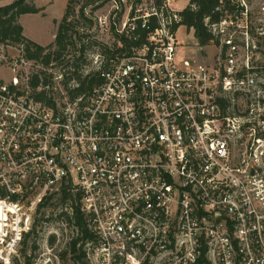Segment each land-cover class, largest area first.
<instances>
[{"label": "built area", "instance_id": "obj_1", "mask_svg": "<svg viewBox=\"0 0 264 264\" xmlns=\"http://www.w3.org/2000/svg\"><path fill=\"white\" fill-rule=\"evenodd\" d=\"M178 1L96 0L95 46L0 54V200L71 190L89 264H264V0H220L207 62Z\"/></svg>", "mask_w": 264, "mask_h": 264}, {"label": "rangeland", "instance_id": "obj_2", "mask_svg": "<svg viewBox=\"0 0 264 264\" xmlns=\"http://www.w3.org/2000/svg\"><path fill=\"white\" fill-rule=\"evenodd\" d=\"M11 1L0 0V5ZM33 1L37 5H45H43V10L39 12L40 14L27 13L20 17L22 24L25 26L24 34L32 39L45 41L46 38H50L48 36H50L49 33L53 25L51 20L48 19V15L51 18L60 16L66 0ZM188 3L189 0H179L176 6L182 9ZM82 4L83 2L76 4V9L78 10ZM85 9L86 15L90 19L92 18V22L80 19V23L76 25L75 29L82 34L86 33V36L88 34L92 37V42L89 45L82 38L79 46L84 44L85 47H93L94 41L105 38L96 26L95 16L97 10H93L92 6H88ZM56 22L57 20L54 21V23ZM178 38L185 43V47H181L183 54L190 53L201 62L210 60L214 48L210 45H200L193 29L188 30L185 25L182 26L179 29ZM100 41L105 43L103 40ZM71 50L74 49L70 48ZM2 52L7 57L6 65L24 57L21 45H0V54ZM26 71L30 74L34 72V65H31L29 70ZM1 75L5 80H10L12 73L4 69ZM53 195L51 199L47 200L45 206L41 208H39L38 202L33 197L7 201L9 203L0 200V264L26 263L28 260L32 261V264H78L71 253H64L71 239L77 235L75 225L69 222L67 220L68 217L64 214L66 211H70L71 201L61 199L59 193ZM14 204H17L18 207H15ZM20 218L23 224L26 223L29 226L28 230L22 232L21 238ZM34 225V232L24 242V233L30 231Z\"/></svg>", "mask_w": 264, "mask_h": 264}, {"label": "trees", "instance_id": "obj_3", "mask_svg": "<svg viewBox=\"0 0 264 264\" xmlns=\"http://www.w3.org/2000/svg\"><path fill=\"white\" fill-rule=\"evenodd\" d=\"M96 0H68L65 12L61 18L58 30L53 42L49 45H42L24 34V26L20 22V17L27 13H38L43 7H39L33 0H12L9 3L0 5V45H21L24 51V57L27 60H35L41 57L44 51L45 60L48 61L52 56L59 58L66 53L67 49L84 48L85 45L80 44L83 36L86 33H80L75 29L80 23V19L90 21V17L86 15L85 8L94 4ZM79 2L83 4L77 10L75 5ZM220 0H189L187 6L181 11L182 24L188 30L193 29L194 35L200 45H208L212 38V32L206 24V17H210L213 21L218 20L221 12L218 10ZM97 8L93 7V10ZM93 44H97L94 41ZM88 47V46H87ZM32 87L35 81L31 82ZM50 103V101H48ZM61 199L71 201L70 211L64 214L68 217L67 220L75 225L77 235L71 239L64 253H71L78 264H89L85 251V241L93 237V233L88 226V221L85 213L81 208L79 196L72 194L71 190L66 187L61 188L58 192ZM56 194V193H55ZM54 195L48 196L43 202L39 203V208L45 206L48 199ZM15 201L16 199H12ZM35 230V225L30 231L24 233V242ZM17 264H32L28 260L26 263Z\"/></svg>", "mask_w": 264, "mask_h": 264}, {"label": "crops", "instance_id": "obj_4", "mask_svg": "<svg viewBox=\"0 0 264 264\" xmlns=\"http://www.w3.org/2000/svg\"><path fill=\"white\" fill-rule=\"evenodd\" d=\"M67 3H68V0H66V2H65V6H64V8H63V11L60 13V16H54V17H50L49 15H48V19H50L51 20V23H53V25H52V27H51V31H50V33H49V35L50 36H48V37H50V38H46V40L45 41H41V40H37V39H33L34 41H36V42H38V43H40V44H42V45H45V44H48V43H50V42H53L54 41V39H55V36H56V33H57V30H58V26H59V22H60V19L63 17V15H64V12H65V9H66V6H67ZM37 5V4H36ZM43 5H45V4H42V5H37V6H39V7H43ZM43 10V9H42ZM41 10V11H42ZM39 13V12H38ZM38 13H33V14H38ZM40 14V13H39ZM55 20H57V22L56 23H54V21ZM20 22H21V20H20ZM22 23V22H21ZM24 26V25H23ZM24 31H25V26H24ZM32 39V38H31ZM47 40H48V43H47Z\"/></svg>", "mask_w": 264, "mask_h": 264}]
</instances>
